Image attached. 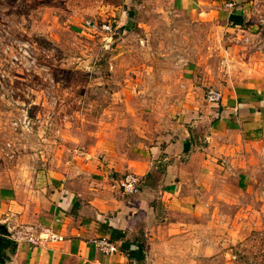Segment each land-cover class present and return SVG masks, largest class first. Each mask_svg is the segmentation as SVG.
I'll return each mask as SVG.
<instances>
[{"label":"rangeland","instance_id":"374dc122","mask_svg":"<svg viewBox=\"0 0 264 264\" xmlns=\"http://www.w3.org/2000/svg\"><path fill=\"white\" fill-rule=\"evenodd\" d=\"M122 1L0 0V185L101 158L103 141L132 151L164 134L171 107H208L206 95L182 96L188 62L207 76L264 72V0H234V10L227 0H131V19L116 11ZM237 9L243 18L230 21ZM226 251L237 258L205 264H264L261 242ZM149 256L145 264H192L165 246Z\"/></svg>","mask_w":264,"mask_h":264},{"label":"crops","instance_id":"0c3cea01","mask_svg":"<svg viewBox=\"0 0 264 264\" xmlns=\"http://www.w3.org/2000/svg\"><path fill=\"white\" fill-rule=\"evenodd\" d=\"M130 1L116 9L122 19L131 16ZM238 9L230 21L243 18ZM201 67L187 63L183 98L204 99L208 87L222 101L166 110L171 119L158 124L164 134L154 142L131 151L125 141H103L101 158L85 154L54 171L12 172L19 180L0 185V224L10 229L0 234V264H145L163 246L205 264L211 257L235 260L229 246L264 244V72L219 75L209 68L207 76ZM173 90L167 87V97ZM127 173L141 180L136 195L120 188ZM28 226L65 241L12 239ZM99 238L112 240L118 252L101 254L93 244Z\"/></svg>","mask_w":264,"mask_h":264},{"label":"built area","instance_id":"2783aa9c","mask_svg":"<svg viewBox=\"0 0 264 264\" xmlns=\"http://www.w3.org/2000/svg\"><path fill=\"white\" fill-rule=\"evenodd\" d=\"M230 9H235L236 4L231 2L226 5ZM90 28L94 30L101 29L108 34H113L114 27L111 24H103L101 28L93 24L92 22L86 23ZM222 93L214 88H210L206 93V100L210 104H218L222 101ZM120 188L122 191L127 195H136L140 192L141 188V180L140 178L133 174L127 173L123 176L122 180L120 181ZM38 234V235H36ZM12 239L16 242H29L33 245L41 244L42 241H49V242H63L65 238L58 234H55L51 230H41L35 227H26L15 230L12 234ZM93 244L96 246L97 250L105 255L110 256L114 255L118 252L117 245L108 238H99L93 241Z\"/></svg>","mask_w":264,"mask_h":264},{"label":"water","instance_id":"95a60500","mask_svg":"<svg viewBox=\"0 0 264 264\" xmlns=\"http://www.w3.org/2000/svg\"><path fill=\"white\" fill-rule=\"evenodd\" d=\"M0 234H10V229L5 225L0 224Z\"/></svg>","mask_w":264,"mask_h":264}]
</instances>
